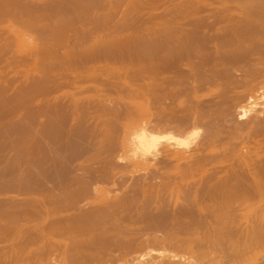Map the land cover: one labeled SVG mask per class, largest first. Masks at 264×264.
<instances>
[{"label":"bare ground","instance_id":"1","mask_svg":"<svg viewBox=\"0 0 264 264\" xmlns=\"http://www.w3.org/2000/svg\"><path fill=\"white\" fill-rule=\"evenodd\" d=\"M200 1L201 4L197 0H0V139L5 140L3 143L0 140V264H117L120 262V256H129L131 264H264V109L253 107V104L258 107L255 103L251 104V107L249 103L252 102H248L251 98L253 102L254 99H259V102L264 99V75L261 72L256 74L257 72L253 73L245 67V72L234 75L232 79L227 78V84L225 82L218 85L220 89L217 87V96L205 100H197L195 96H189L190 94L187 95L183 91L174 95L169 93L170 95H165L163 99L154 97L152 93L172 83L171 78L168 80L155 74L156 77L146 74L149 76H146V82L141 81L139 85L133 81L135 86L137 84L136 87L142 90L140 97L128 88V76V87L124 85L126 83H122L121 89L120 81L118 82L115 88H120L119 96L124 93L127 98L144 97L146 100L142 98V102L146 101L147 108L153 114H148L144 107L145 102L142 104L144 106H135L134 111L126 108V113L122 109L126 119L136 118L138 123L131 120L133 124H138L139 128L148 127L150 121H153L154 126L162 128L163 131L159 128L162 133L173 132L179 139L187 130H193L194 135H197L196 143L194 144V140L191 144L194 146L189 148L194 160L185 168L182 166V177L178 175L180 180H187V187L183 188L180 194L178 192L176 195L174 192L176 196L175 199L171 198L174 201L172 206L169 204L171 201H157L155 205L152 204L153 201H149L153 207L150 205V209L140 211L141 216L137 212L139 208L134 209L133 213L137 212L140 217H137V214L136 217L128 215L125 220L141 224L135 232L129 231V228L128 231L121 230L117 225L106 226L110 218L103 212L104 205H101V210L98 204V207L93 208L87 203L90 198L96 199L102 195H98L94 190V193L92 191L93 194H90L88 185L94 183L91 181L95 180L96 184L100 180L108 181L110 175L106 176L104 169L118 166L114 161L116 157L112 154L120 148L126 152L124 148H119V137H115L119 143L116 150L117 142L114 140L112 143V138L111 145L106 148L101 145V149H114L111 155L103 153L105 157H100L101 149L98 148L101 146H95L96 143H90L92 145L89 150L79 149L80 151L72 148L73 145L69 147L72 149L69 151L66 149L68 145L62 146L59 143L62 140L76 139L84 132V120L92 118L87 113L91 110L85 109L88 116L84 119V108L89 105L102 112V121L100 117L95 118L100 119L101 127L107 125L108 130L113 131L115 128L112 117L121 118L120 111L114 106L116 104H106L108 100L105 96L101 98L106 99V103L99 97L91 99L86 94L90 99L87 100L84 96L86 100L83 101L79 97L81 91L65 99L66 94L62 92L67 85L61 80L68 78L67 71L70 68H74L73 84L82 85L90 79L93 84L100 85L103 81L98 77L101 78V74L110 73L111 70L101 72L98 77L96 73V76L91 78L83 74H93V66L97 65L94 63L102 59H118L119 62L116 63L122 66L142 60L147 63L141 62L142 64L153 65L155 70L157 67L164 71L169 67V63L161 64L159 59L194 62L195 54L198 55L196 52L205 49L207 51L209 44H213L216 51H221V56L217 57L222 58L224 63L246 62L247 65L251 63L249 56L252 55L258 56L256 59L252 58V63L264 62V0ZM222 3H230L233 6L231 8L235 10L232 12L227 6L225 12L231 10L235 14L237 11L238 15L229 13L220 16L222 13L212 10L216 4ZM211 5L212 9H206V6ZM25 37L28 38V43ZM23 51L26 54H22ZM91 63L94 65L91 66ZM213 79L208 83L216 85ZM66 84L71 86L68 82ZM93 84H90V87L96 86ZM83 86L84 84L77 87L81 89ZM234 90H241L243 96L231 94ZM261 104L264 105V100ZM91 109L95 110L92 107ZM245 113L249 114L246 119L243 117ZM150 116L154 118L150 119ZM242 117L245 120H242ZM96 122L98 124V120ZM127 125L128 122L122 126ZM130 126L132 125L129 124ZM99 128L97 130L94 126L90 134V139L97 141L98 145L105 140L102 136L106 134L101 136L99 130L104 128ZM127 129L123 131L120 128L119 132L122 130L121 133L127 134ZM123 136L125 137L123 134L120 137ZM44 140L51 142L54 150L63 156L72 160L79 159V163H74L75 166L70 171L72 175L67 178L62 176L66 181L64 185L59 184L61 179L57 175L52 178L47 175L57 184L59 195H56L55 185H50L56 193L51 191L53 194L44 188L46 185L41 186L40 183L34 182V179L30 178L31 174H27L26 168H23L25 162H21L22 169L19 162L15 160L16 162L9 164V159L3 156L8 146L11 150L23 153L27 162L33 163L32 165L35 164L44 171L51 168L55 170L56 163L53 165L51 161H47L44 154L41 153L43 158L38 159L34 156L36 153L33 154L35 145ZM66 150L70 152L69 155ZM235 153H239V156L236 157ZM20 158L24 159L22 156ZM45 163L51 166L46 167ZM15 164L18 172L16 174L11 168L10 171L16 175L12 179L10 177L13 184L8 185L7 169L9 165L13 167ZM33 167L31 169L35 168ZM39 169L36 167L34 170ZM170 171L169 174H174ZM78 172L86 173L87 178ZM118 183L121 182L117 181ZM164 184L168 186L167 183ZM178 200L184 201L186 205L182 206ZM105 205L104 207H107V204ZM57 213L68 214L56 218L48 226L42 223L44 217ZM24 222L35 224L34 228ZM45 229L62 231L57 235L69 240L70 245L51 244L43 234ZM53 232L52 236L56 234ZM29 246L34 248L30 247L28 250Z\"/></svg>","mask_w":264,"mask_h":264},{"label":"rangeland","instance_id":"2","mask_svg":"<svg viewBox=\"0 0 264 264\" xmlns=\"http://www.w3.org/2000/svg\"><path fill=\"white\" fill-rule=\"evenodd\" d=\"M197 1H199V3L201 2L200 0H197ZM203 2V1H202ZM201 4V3H200ZM203 4V3H202ZM204 4H206V3H204ZM224 4V5H223ZM230 3H222V4H220V5H218V4H216L215 6H214V8L212 7L213 5H211V6H206V9H212V10H214L216 13H222L220 16H223V15H226V14H233L232 12H234L235 10H233V8H231V4L229 5ZM227 6L229 7V8H231V10H232V12H231V10L229 11V12H225L224 10L227 8ZM209 7V8H208ZM233 7V6H232ZM233 15H238V12L236 11L235 12V14H233ZM211 20L212 19H210L209 21L211 22ZM25 41L28 43V38H26L25 37ZM207 51H206V49L205 50H200V51H198V52H196L195 50V52L196 53H198V55L197 54H195V58L193 59V61L194 62H192V60H190V62H188V61H186V60H181V59H173V61H166V60H163V59H159L158 60V62H160L161 64H164V63H166V62H168L167 64H168V66L169 67H167L164 71H161L159 68H157L156 67V70H155V67L153 66V65H150V66H147V65H144V64H147V63H145V61L144 62H142V60H139V62L138 61H134L133 63H131V64H126V65H119V64H117L118 62H119V60L117 59H102L104 62H106L105 64L103 63V61L102 60H100V61H97L96 63H94V64H97V65H94L93 63H91L90 65L91 66H93L94 67V69H95V71H94V73L92 74H83V76H86L87 78H91V77H93V76H96V74H97V77L99 76L98 74H101V72L103 73V72H107L108 70L110 71V73H112V74H110V73H106V74H101L102 76H100L101 78H103V79H101V78H99L98 77V79H100L101 81H103V82H100V83H102V84H100V85H96V84H93L91 81H90V79H88L86 82H84V83H82V85L84 84V88L82 87L81 89H79L77 86H82V85H80V84H73L74 82L72 81V76L74 75V68H70L69 69V71H67V73H68V75L71 77H69L68 76V78H66V80L65 79H63V80H61V81H63V82H65V85H67V88H65V89H63V94H66V95H64V97H65V99L67 98V96H68V98L70 97V96H74V95H76L77 93H78V91L80 92L81 91V96H79L83 101L84 100H86V98H87V100L88 99H94L95 97L96 98H100V99H103V102L104 103H106V104H116V105H114V106H117V110H118V112L120 111V115H119V117H121V118H117V117H115V118H113L112 117V119L111 120H113L112 121V124H113V126H115V128H114V130L112 131L111 129H109L108 130V128H107V125H104L103 123H102V125H104V126H100L101 124H99V122H100V119H101V121H102V119H104L103 118V116L102 115H100V114H102V112H100L99 111V109L97 110L96 108H94V106H88V108L86 107V108H84V115H85V117H84V119L86 118L87 119V116H88V114L89 115H91L92 116V118H90V117H88L89 119H87V120H84V128L86 127V129H84V132L83 133H81V134H79V137L78 138H76V139H72V140H68V141H66V140H62L61 142H59L62 146H64L65 144L66 145H68V147H66V149H68L69 151H71L72 149L71 148H69V147H71L72 145V148H75V150L76 151H80V150H86V149H88L91 145H90V143H96V145L95 146H97V147H100L101 145L103 146H105V148L110 144H112V143H114L115 141L117 142V144H116V147H115V150L118 148L117 146H119V143H120V146H119V148L120 147H122V148H124V150L126 151L125 153L127 154H125L124 153V151H123V149H119L120 150V154H118L119 153V150H116L115 151V153L114 154H112V156H114V157H116V159H114V157H113V159H114V161L116 162V164L118 165L116 168H117V170H115L114 168L112 169V168H108V169H112V170H108L107 168L106 169H104V171L106 170V172H105V174H107L106 176H108V175H110V176H112L111 177V180L109 179L110 178V176H108V181H107V179L106 180H104V181H102V180H100V182H97V184L95 183L96 181L95 180H93V181H91V183H95V185H94V183L93 184H90V186L88 185V187H90L89 189H91V191H90V194H93L94 193V191H95V193H98V195H99V193L100 194H102L101 196L99 195V197L98 198H90L89 200H87V203L90 205V207L92 206L93 208H94V206H97L98 207V205H99V208L101 209L102 207H101V205L103 206H106L105 204H107V207H104L103 206V212H105L104 214L108 217V218H110L109 220H107V223H106V226H108V225H110V226H116L117 225V227L119 228L120 227V229L121 230H129V231H132L133 230V232H135L137 229H139L140 227H141V224H139V223H131V222H126V218L125 217H127L128 215L129 216H131V217H136L135 216V214H137V217H140L142 214V212L140 213V211H143V210H145V209H150V207L152 206L153 207V203H154V205H155V202H157V201H163V202H167L168 203V201H171L169 204H170V206H172V202H174L171 198H173V199H175V196L177 195V193L178 194H180L186 187H187V180L185 179V180H180V178L182 177V171L181 170H183L185 167H186V165H190L191 163H192V161L194 160V158H192L193 157V155L191 154V148L194 146V145H191V144H193V142H194V140H195V142H194V144L196 143V141H197V139H195V137L197 138V135H194V133L192 132L193 130H187V131H185V133L184 134H182V136L180 137V139L178 138V137H176V135L175 134H173V132L171 133V134H169L170 132H163V133H165V134H163L162 133V128L161 127H157V126H154V123H153V121H150V125H152L154 128H152V126H148V127H141V128H139L138 126V124L136 125V123H138L137 122V120H136V118L135 117H131V118H128V119H126V116H125V112L127 113V111H125L126 110V108H128V109H130L131 111H134V109H136V107H138V106H144L145 107V109H147V112H148V114L149 115H151L152 113H151V110L149 109V108H147V106H146V101H143L142 102V98H143V100H146L144 97H142V98H140V99H138V98H135L134 99V97L132 96L131 98H127L126 96H125V94L124 93H120V96L118 95L119 94V89H118V87H116L115 88V86L117 85L118 86V84H119V86H121L122 85V83H126V80L128 79V81L130 80L129 78H131V79H133V80H130L129 82L131 83H129L128 81H127V83L130 85H128L127 83L126 84H124L125 86H129L128 88H130L131 90H133V93L134 94H137V96H139L140 97V93H141V89H139V88H137L136 86H138L139 84H140V82L141 81H145V80H147V77H153V76H158V77H163V78H167L168 80L170 79L171 80V84H169V86L168 85H166L167 86V88H166V86L165 87H163L162 88V90H158V92L156 91V92H154V93H152L153 94V96L155 97L156 96V98H158V99H163V98H165V95H170V94H176L177 92H184L185 94H187V95H189V96H195V98L197 99V100H205V99H209L210 97L212 98V97H214V96H217L218 95V93H219V91L217 92V90H219L220 88H219V86L218 85H223V84H225V82L226 81H228L229 79H232V78H234L235 76L234 75H238V74H241V73H243V72H245L246 71V69H251L252 71H253V73H256V74H258V72L260 73L261 72V74L262 75H264L263 73H264V62H260V63H255V62H253L252 63V58L254 57V59H256L258 56H255V55H252V56H249V59H250V57H251V59L249 60V61H251V63L249 62V63H247V65H246V62L245 63H241V64H233L232 62H225L224 63V61L223 60H221L220 59V57H217V56H221V51H219V49H218V51H216L214 48H213V44L211 45V44H209L207 47ZM211 52H210V51ZM206 51V52H205ZM202 52V53H201ZM26 54V52L25 51H23V53L22 54ZM218 53V54H217ZM196 55L198 56V57H196ZM23 57H25V55L23 56ZM214 57H215V60H214ZM209 58V60H207ZM203 59V60H202ZM206 59V60H205ZM218 59V60H217ZM200 60V61H199ZM118 61V62H117ZM165 61V62H164ZM199 61V62H198ZM202 61V62H201ZM209 61V62H208ZM211 61V62H210ZM222 61H223V63H222ZM100 64H99V63ZM117 62V63H116ZM144 63V64H142V63ZM214 62V63H213ZM138 63V64H137ZM191 63H192V65H191ZM195 63V64H194ZM218 63V64H217ZM106 65V64H108L107 66H103V65ZM225 64V65H224ZM141 65H142V67H141ZM224 65V66H223ZM227 65V66H226ZM113 66V67H112ZM120 66H121V68H120ZM138 66V67H137ZM152 66V67H151ZM200 66V67H199ZM229 66V67H228ZM111 67V68H110ZM116 67V68H115ZM126 67V68H125ZM128 67V68H127ZM135 67V68H134ZM137 67V68H136ZM145 69H144V68ZM226 67V68H225ZM243 67V68H242ZM245 67H246V69H245ZM250 67V68H249ZM100 68H104V69H100ZM106 68V69H105ZM118 68V69H117ZM151 68H153V69H151ZM197 68V69H196ZM99 70V72H98V70ZM124 69V70H123ZM131 70V71H128V70ZM149 69V70H148ZM199 69V70H198ZM226 69H228V70H226ZM245 69V70H244ZM259 69V71H256V70H258ZM104 70V71H103ZM146 70V71H145ZM171 70V71H170ZM242 70V71H241ZM108 71V72H109ZM148 71V72H147ZM151 71V72H150ZM215 71V72H214ZM225 71V72H224ZM228 71V72H227ZM239 71V72H238ZM241 71V72H240ZM127 72H133V73H127ZM150 72V73H149ZM162 72V74H160ZM96 73V74H95ZM145 73V74H144ZM132 74V75H131ZM149 74V76H147V75ZM155 74V75H154ZM200 74V75H199ZM106 75H108V77L106 76ZM112 76V78H110V76ZM123 75V76H122ZM236 75V76H237ZM260 75V74H259ZM113 76H114V78H113ZM116 76V77H115ZM128 76V78L126 79V77ZM132 76V77H131ZM142 76V77H141ZM147 76V77H146ZM155 76V77H156ZM105 77H107L108 79L106 80V78ZM121 78V79H119V78ZM124 79H123V78ZM230 77V78H229ZM70 78V79H69ZM118 78V79H117ZM134 78H136V79H134ZM200 78V79H199ZM213 78H215V79H213ZM219 78V79H218ZM227 78H228V80H227ZM68 79H69V81H68ZM111 79H114L113 81H111ZM141 79V80H140ZM176 79H177V81H176ZM214 80V82L213 83H215L216 85H214V84H209L208 83V81H211V80ZM222 79V80H221ZM65 80V81H64ZM125 82H124V81ZM136 81V83L138 84H136V86H135V81ZM217 80V81H216ZM111 81V82H110ZM120 81V82H119ZM123 81V82H122ZM133 81H134V83H133ZM66 82H68L69 83V85L71 84V86H69L68 87V84H66ZM73 82V83H72ZM119 82V83H118ZM139 82V83H138ZM146 82V81H145ZM89 83V84H88ZM114 83V84H113ZM133 83V84H132ZM218 83V84H217ZM221 83V84H220ZM228 82H226V84H227ZM87 84V85H86ZM90 84L92 85H96V86H91L90 87ZM108 85H109V87H108ZM110 85H111V88H110ZM113 85H114V87H113ZM123 85V86H124ZM182 85V86H181ZM75 86V87H74ZM98 86V87H97ZM73 87V88H72ZM77 87V88H76ZM95 87V88H94ZM106 87V88H105ZM122 87V86H121ZM219 89H218V88ZM88 88V89H87ZM90 88V89H89ZM94 89V91H93V89ZM105 88V89H104ZM125 88V87H124ZM183 88H184V90H183ZM75 89L77 90V89H79V90H77V91H75ZM100 89H102L101 91H100ZM108 89H109V92L110 93H108ZM117 89H118V92H116L117 91ZM121 89H123V87L121 88ZM126 89V88H125ZM180 89V90H179ZM204 89V90H203ZM65 90H67V91H65ZM75 91V92H72V91ZM112 90H115V92H113ZM88 91V92H87ZM140 91V92H139ZM197 91V92H196ZM235 91V92H234ZM234 91H232V92H230L231 94H233V93H235V95H237V96H243V94H242V91L241 90H234ZM241 91V92H240ZM66 92V93H65ZM67 92H69L70 94H67ZM83 92V93H82ZM94 92V93H93ZM104 92V93H103ZM105 92H106V94H105ZM112 92V93H111ZM136 92V93H135ZM138 92H139V95H138ZM163 92V93H162ZM217 92V93H216ZM71 93H73V94H71ZM90 93V94H89ZM99 93H101V95L99 94ZM168 93V94H167ZM170 93V94H169ZM213 93H215L216 95H214ZM242 95H241V94ZM85 94L87 95V96H89L90 98H88V97H86L85 96ZM97 94V95H96ZM108 94V95H107ZM122 94V95H121ZM213 94V95H212ZM70 95V96H69ZM82 95H83V97H82ZM91 95V96H90ZM111 95H113V96H111ZM159 95V96H158ZM163 95V96H162ZM234 95V96H235ZM86 98H85V97ZM93 96V97H92ZM105 96V97H104ZM122 96L125 98H122ZM101 97H104V98H106L108 101H106V99H104V98H101ZM167 97V96H166ZM84 98V99H83ZM112 98V99H111ZM133 98V99H132ZM110 99V100H109ZM130 99H132V100H130ZM253 98H251V99H248V102H252V103H249V105H251V104H253V103H255V104H257V106L258 107H256V105H254L253 104V107H255V108H259V109H264V105L263 104H261V103H263V100L264 99H261V102H259L260 100L259 99H257V101L259 102H257L255 99H254V101L255 102H253V100H252ZM111 100H113V101H115V102H112ZM141 100V101H140ZM91 101V100H90ZM106 101V102H105ZM133 101V102H132ZM95 102V101H94ZM108 102H110V103H108ZM145 102V103H144ZM257 102V103H256ZM144 103V105H142ZM92 104V103H91ZM138 104V105H137ZM259 104V105H258ZM261 104V105H260ZM118 105H119V108H118ZM248 105V106H249ZM136 106V107H135ZM91 107L93 108V109H95V110H97L96 112H94L95 110H92L91 109ZM251 107H252V105H251ZM260 107H262V108H260ZM121 108V109H120ZM85 109H86V111L88 110V111H90V113L89 112H87L86 113V111H85ZM125 111V112H123V110ZM117 110H116V108H115V112H117ZM122 111V112H121ZM99 112V113H98ZM96 113V114H95ZM124 113V114H123ZM87 115V116H86ZM99 115V116H98ZM153 115V114H152ZM246 116V117H245ZM249 116V114L248 113H245V115L243 116L245 119L247 118ZM95 117H100V119H98V118H95ZM122 117H123V119H122ZM151 117V116H150ZM242 117V120H245L244 118ZM154 118V116H152L150 119H153ZM92 119V120H91ZM95 119H97L98 120V124H97V120H95ZM130 119V120H129ZM133 120H135L136 121V123L135 124H133V122L132 121ZM93 121V122H92ZM134 121V122H135ZM94 122H96V123H94ZM115 122V123H114ZM127 122H128V125L127 126H122V125H125V124H127ZM87 123V124H86ZM101 123V122H100ZM118 123V124H117ZM125 123V124H124ZM153 123V124H152ZM87 126H86V125ZM95 124V125H94ZM119 124H120V126H119ZM129 124L130 125H132V126H130L129 127ZM89 125V126H88ZM135 125V126H134ZM91 126H96V128H97V130H98V128L100 127V128H104L103 130L102 129H100L99 130V133H100V135L102 136V134L103 133H106V134H103V136H102V138H105V142L103 141V142H101L99 145L97 144L98 142L97 141H93V140H91L90 138V134H92V129L91 128H93V127H91ZM99 126V127H98ZM118 126V127H117ZM123 128H122V127ZM87 127H89L90 128V130H89V128L87 129ZM125 127H127V128H125ZM133 127H134V129H133ZM141 130L140 132L138 131V128ZM120 128L123 130V131H126L125 129H127V132L128 133H130L129 135H128V133L126 134V132H124V133H121V131L119 132V130H120ZM132 128L133 130H130V129ZM136 128V129H135ZM144 128V129H143ZM157 128V130H155ZM159 128L162 130V131H160L159 130ZM87 130V131H86ZM107 130V131H106ZM117 130V131H116ZM134 130H136L135 131V133H134ZM152 132H151V131ZM87 132V134H88V132H89V135L87 136V134H86V132ZM101 131V132H100ZM105 131V132H104ZM108 131H111V132H113V133H111V132H108ZM122 131V132H123ZM153 131H155V132H153ZM116 132H117V134H116ZM132 132V133H131ZM83 134H85V135H83ZM108 134V136H106ZM120 134V135H119ZM122 134L123 135H125V137L123 136V137H120V136H122ZM161 134V135H160ZM169 134V135H168ZM189 134V135H188ZM105 135V136H104ZM116 135V136H115ZM160 135V136H159ZM164 135V136H163ZM166 135V136H165ZM173 135V136H172ZM82 136V137H81ZM85 136V137H84ZM87 136V137H86ZM119 138H118V137ZM127 136V137H126ZM144 138H143V137ZM163 136V137H162ZM84 137V138H83ZM107 137V138H106ZM110 137V138H109ZM115 137H116V139L117 140H119L120 139V141L121 142H119L118 143V141L115 139ZM183 137V138H182ZM89 138V139H88ZM109 138V139H108ZM111 138H112V140H113V142H112V140H111ZM143 138V140H141ZM78 139H80V140H78ZM125 139V140H124ZM177 139V140H176ZM1 140V139H0ZM115 140V141H114ZM125 141V142H123V141ZM3 141L5 142V140H4V138H2V140H1V143H3ZM64 141H66V143H64ZM75 141V143H73ZM184 143H183V142ZM68 142V143H67ZM71 142V143H70ZM81 142V143H80ZM110 142V143H109ZM112 142V143H111ZM123 142V143H122ZM7 143H8V141H7ZM39 143V144H38ZM37 144L39 145V147H38V145L36 144L35 145V150H33V154H35L36 153V155H34L37 159L38 158H43V156H42V154H44V158L45 159H47V161H51V163L53 164H58V165H54V167L56 168L55 170H54V168L52 169H49V171L46 169L45 171L41 168V167H39V166H36L35 164L34 165H32L33 163H29V161L27 162V157L25 156V155H23V153H21V152H18V151H16V150H11L8 146H7V150H5L4 152H3V156H4V158L6 157V158H8L9 159V164H13V162H19V164H20V168H22V165L21 164H23L24 162V164H26V163H29V164H31V165H29V164H26V165H24L23 164V168L25 169L26 168V171L28 172L27 174H31V177L30 178H32V180L34 179V182H36V183H40L41 184V186H45L44 188L46 189V190H48V191H53L54 192V190H55V192L57 193H55L56 195H59L60 193V191H59V189H57V184L55 183V182H53L52 180H50L49 178H48V176L50 177V178H52V177H54V176H58V178H60L61 180H60V182H59V184L60 183H63L62 185H64L65 183L64 182H66L65 181V177L67 178L68 177V175H72L71 174V169H72V167H74L75 165H74V163L76 164V162H78L79 163V161H77V159L76 160H72V159H70V157H67V156H63V154L62 153H59V152H56L55 150H54V147L52 146L53 144H50L51 142H49L48 140H46V142H45V140H44V142L43 141H39ZM64 143V144H63ZM70 144V145H69ZM89 144V145H88ZM107 144V145H106ZM123 144H127L126 145V147H125V145H123ZM246 146H247V144H246V142L244 143ZM8 145V144H7ZM44 145V146H43ZM93 145V146H94ZM190 145V147H188ZM42 146V147H41ZM85 146V147H84ZM93 146L91 147V148H93ZM102 146L100 147V148H98V149H101L102 148ZM248 147H249V145H248ZM37 148V149H36ZM78 148V149H77ZM90 148V149H91ZM190 148V149H189ZM9 149V150H8ZM80 149V150H79ZM68 150H66L67 151V154L69 155V151ZM89 150V149H88ZM93 150V149H92ZM104 148L103 149H101L100 150V153H101V155H100V157H105V154L106 155H111V153L113 152V150L112 151H110L111 149H109V150H105V152H104ZM122 150V151H121ZM127 150H128V152H127ZM16 151V153H14ZM95 151V150H94ZM107 151V152H106ZM110 151V152H109ZM39 152V153H38ZM69 152V153H68ZM91 152V151H90ZM118 152V153H117ZM121 152H123V153H121ZM42 153V154H41ZM59 153V154H58ZM103 153H105L104 154V156H103ZM107 153H109V154H107ZM14 154V155H13ZM61 154V155H60ZM116 154H118V155H116ZM122 154V155H121ZM125 154V155H124ZM239 153H235L234 155L236 156V157H238L239 155H238ZM24 158V159H22V158H20L21 156ZM41 155V156H40ZM88 155H89V153H88ZM192 155V156H191ZM238 155V156H237ZM241 155V154H240ZM45 156H48V157H45ZM60 156H62V157H60ZM85 156H86V154H85ZM121 156V157H120ZM190 156V157H189ZM15 157V158H14ZM18 157V158H17ZM26 157V158H25ZM119 157V158H118ZM188 157V158H187ZM14 160H13V159ZM62 158V159H61ZM118 158V159H117ZM186 158H187V160H186ZM26 159V160H25ZM58 159V160H57ZM66 161H65V160ZM179 159V160H178ZM16 160V161H15ZM55 160V161H54ZM64 160V161H63ZM79 160V159H78ZM119 160V161H118ZM11 161V162H10ZM13 161V162H12ZM58 161V162H57ZM171 161V162H170ZM186 162L185 164H184V162ZM21 162H23V163H21ZM170 162V163H169ZM182 162H183V164H182ZM70 163V164H69ZM120 163V164H119ZM175 163V164H174ZM188 163V164H187ZM169 164V165H168ZM172 164H174L173 166H175V167H173L172 166ZM69 165V166H68ZM71 165H73V166H71ZM12 165H9V169H7V173H6V175H7V177H6V183L8 184V185H12L13 183L11 182V179L12 178H14L13 176L14 175H16L17 174V166H16V164L15 165H13V167H11ZM35 168H34V167ZM45 166L46 167H50L51 165H48L47 166V163H45ZM62 166V167H61ZM71 166V167H70ZM165 166H167L166 168H164ZM178 166V167H177ZM180 166V167H179ZM184 168H183V167ZM16 167V168H15ZM34 168L35 170H36V167H37V170L39 169V171H35L34 169H31V168ZM58 167V168H57ZM65 167H67V169L65 168ZM68 167H70V168H68ZM122 167V168H121ZM11 168H13V170H14V172L16 173H13V171H10L11 170ZM15 168V169H14ZM22 168V169H23ZM176 170H175V169ZM28 169V170H27ZM119 169V170H118ZM16 170V171H15ZM67 170V171H66ZM170 170H172V171H170ZM178 170V171H177ZM179 170L181 171V172H179ZM43 171H44V173H43ZM53 171V172H52ZM55 171V172H54ZM58 171H59V173H58ZM69 171V172H68ZM168 171V172H167ZM169 171L170 172H174V174L173 173H170L169 174ZM46 172H49V174H46ZM53 173V175H52V173ZM108 172V173H107ZM179 172V173H178ZM10 173L11 174H13V175H10ZM43 173V174H42ZM73 173V172H72ZM76 173V172H75ZM79 174L80 173H82V172H78ZM148 173V174H147ZM29 174V175H30ZM37 176H36V175ZM46 174V175H45ZM63 174V175H62ZM83 175H81V176H83L84 178H87L86 176H87V174L85 175L84 173H82ZM170 176H169V175ZM44 175V176H43ZM48 175V176H47ZM60 175H61V177H60ZM65 175V177H62V176H64ZM96 176H98V174L96 173L95 174ZM95 175H93L92 177L93 178H95ZM165 175V176H164ZM178 175H180V176H178ZM9 176V177H8ZM35 176V177H34ZM39 176H42L43 178H40ZM117 176H118V179H116L117 178ZM120 176V177H119ZM169 176V177H168ZM174 176V177H173ZM10 177H11V179H10ZM37 177H39V179H37ZM88 177H89V174H88ZM132 177V178H131ZM155 177V178H154ZM173 177V178H172ZM45 178H47L46 180H47V182L45 181ZM151 178V179H150ZM172 178V179H171ZM175 178H176V180H175ZM178 178V179H177ZM63 179H64V181H63ZM121 179V180H120ZM124 179V180H123ZM157 179H158V181H157ZM36 180V181H35ZM42 182H40V181ZM45 181V182H44ZM49 181V182H48ZM52 181V182H51ZM112 181V182H111ZM114 181H116V182H114ZM117 181L118 182H121L120 184L118 183L117 184ZM125 181H127V182H125ZM164 181V182H163ZM173 181V182H172ZM175 181V182H174ZM52 184H51V183ZM162 182V183H161ZM177 182V183H176ZM183 182H185V183H183ZM47 183V184H46ZM54 183V184H53ZM108 183V184H107ZM134 183V184H133ZM157 183V184H156ZM164 183H167V185L168 186H165V184ZM182 185H181V184ZM100 184V185H99ZM164 184V185H163ZM177 186V185H179V187L177 186H175V185ZM54 186L56 189H52V187L51 186ZM99 185V186H98ZM120 185V186H119ZM122 185V186H121ZM146 185V186H145ZM165 186V187H164ZM184 186V187H183ZM53 187V188H54ZM91 187H93V188H91ZM138 187V188H137ZM181 187V188H180ZM49 188H50V190H49ZM155 188V189H154ZM161 188H163V189H161ZM174 190H173V189ZM184 188V189H183ZM110 189V191H108ZM149 189V190H148ZM165 189V190H164ZM167 189L169 190V191H167ZM94 190V191H93ZM152 190V191H151ZM159 190V191H158ZM181 190V191H180ZM92 191H93V193H92ZM136 191V192H135ZM139 191V192H138ZM172 191H173V193L175 192L176 193V195H175V193H174V195H173V193H172ZM177 191V192H176ZM53 192H51V193H53ZM113 192V193H112ZM167 192H168V194H167ZM53 193V194H54ZM59 193V194H58ZM109 193V194H108ZM116 193H117V195H116ZM118 193H120V194H118ZM169 193H170V195H169ZM172 193V194H171ZM135 194V195H134ZM137 194V195H136ZM155 196H154V195ZM133 195V196H132ZM192 195V194H191ZM158 196V197H157ZM162 196V197H161ZM167 196V197H166ZM171 196V197H170ZM172 196H174V197H172ZM106 197V198H105ZM154 197V198H153ZM163 198V199H162ZM166 198H167V200H166ZM169 198V199H168ZM191 197H189V199H190ZM135 199V200H134ZM147 199V200H146ZM149 199V200H148ZM152 199H154V200H152ZM155 199H157L156 201H155ZM159 199V200H158ZM97 202H96V201ZM108 200V201H107ZM111 200V201H110ZM142 200V201H141ZM145 200V201H144ZM105 201V202H104ZM117 201H118V204H117ZM123 201H124V204H123ZM151 201H153L152 202V204L150 203ZM115 203V204H113V203ZM137 202H138V205L139 206H137ZM144 202H148L147 204L145 203V205H144ZM94 203H95V205H94ZM120 203V204H119ZM135 203V204H134ZM139 203H141L142 204V206H140L141 204H139ZM178 203H180V204H182V206H184V205H186V203L184 202V201H182V200H178ZM96 204H98V205H96ZM110 204H113V205H117V206H120V207H115V206H113V205H111L112 207H108V206H110ZM125 205V206H124ZM135 205V206H134ZM151 205V206H150ZM131 206V207H130ZM144 206H145V208H144ZM96 207V208H97ZM114 207H115V209H114ZM127 207H129L130 208V210H129V208H128V210H127V208H126V210H125V208ZM134 207H136V208H134ZM140 207H143V208H140ZM113 208V209H112ZM122 210H121V209ZM137 208H139V209H137ZM112 209V210H111ZM117 209H119V210H117ZM134 209H137V210H135V211H137L139 214H140V216H139V214L136 212L135 214L133 213V211H134ZM102 210V209H101ZM115 210V211H114ZM112 213L111 215H110V212ZM117 211V212H116ZM120 211V212H119ZM127 211H129V212H127ZM132 211V212H131ZM107 212V213H106ZM109 212V213H108ZM116 212V213H115ZM123 212H124V214H123ZM115 213V214H114ZM118 213V214H117ZM129 213V214H128ZM68 213H57V214H51V215H47L46 217H44V219H43V221H42V223H44V225H47L48 226V224L50 223V222H52L53 220H55L56 218H59V217H64L65 215H67ZM114 214V215H113ZM132 214V215H131ZM111 217H110V216ZM107 218V219H108ZM48 221H47V220ZM51 220V221H50ZM125 220V221H124ZM111 221V222H110ZM117 221V222H116ZM25 223V222H24ZM23 223V225H25L26 223V225H29L30 226V228H34V225L35 224H31V223H29V222H26L25 224ZM113 224H115V225H113ZM120 225V226H119ZM122 225V226H121ZM139 225V226H138ZM127 227V229H125ZM134 227H136V228H134ZM129 228V229H128ZM135 230H134V229ZM54 230H51V229H45L44 231H43V234H45L44 236L47 238L48 237V241L51 243V244H60L61 246H63V245H67V246H69L70 245V241L69 240H67L65 237H62V236H59V235H57V234H59V233H61L60 232V230H58V232L57 231H54L56 234H54V236H52L51 235V233L53 232ZM47 232V233H46ZM53 232V233H54ZM113 232V231H112ZM114 233V232H113ZM110 234H111V232H110ZM137 236H138V234H136ZM56 237V238H55ZM62 237V238H61ZM134 237V236H133ZM61 239V240H60ZM60 240V241H59ZM69 243H68V242ZM67 243V244H66ZM69 244V245H68ZM30 247H32V248H34L33 246H29L28 247V250L29 249H31ZM121 258H119L118 259V261H120V262H118L117 264H131V263H129V259H128V257L127 256H120ZM124 257V258H123ZM125 257H127V259L128 260H126V258ZM51 259V258H50ZM123 261V262H122ZM55 263V262H54Z\"/></svg>","mask_w":264,"mask_h":264}]
</instances>
